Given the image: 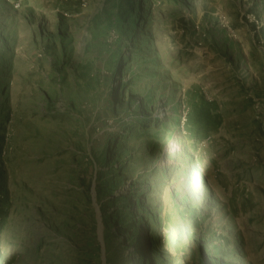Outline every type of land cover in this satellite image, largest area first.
<instances>
[{"label":"rangeland","instance_id":"1","mask_svg":"<svg viewBox=\"0 0 264 264\" xmlns=\"http://www.w3.org/2000/svg\"><path fill=\"white\" fill-rule=\"evenodd\" d=\"M128 4L0 0V264H264V0Z\"/></svg>","mask_w":264,"mask_h":264},{"label":"trees","instance_id":"2","mask_svg":"<svg viewBox=\"0 0 264 264\" xmlns=\"http://www.w3.org/2000/svg\"><path fill=\"white\" fill-rule=\"evenodd\" d=\"M119 2H120V7L121 8H125V14L126 15H128V14H130V13H132V11L129 9V4H128V2H129V0H118ZM126 18V16L125 15H123V19H125Z\"/></svg>","mask_w":264,"mask_h":264}]
</instances>
